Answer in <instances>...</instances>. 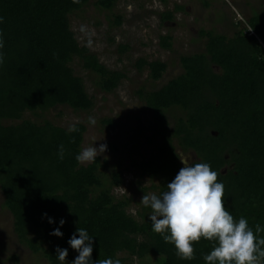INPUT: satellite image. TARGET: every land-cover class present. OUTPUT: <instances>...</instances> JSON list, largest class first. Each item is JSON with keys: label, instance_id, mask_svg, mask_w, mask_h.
I'll list each match as a JSON object with an SVG mask.
<instances>
[{"label": "trees", "instance_id": "1", "mask_svg": "<svg viewBox=\"0 0 264 264\" xmlns=\"http://www.w3.org/2000/svg\"><path fill=\"white\" fill-rule=\"evenodd\" d=\"M90 1L0 0V121L19 122L0 125V190L15 235L45 264H61L57 247L68 250L65 264H73L79 253L68 241L74 233L79 238V227L93 236V264L107 258L129 264L132 258L150 255L160 257V264H207L203 257L210 254L211 242H194L195 259L181 260L175 246L152 230L150 207L142 206L136 217L128 213L131 199L113 194L124 183L122 172H101L107 161L99 157L87 166L76 161L87 131L84 124H76L79 131L70 133L48 121L24 120L26 112L44 113L58 106L82 112L93 108L83 79L72 68L76 59L105 93L114 92L126 78L101 64L71 30L69 16ZM116 3L96 0L95 6L112 11ZM161 17L172 20L173 14ZM114 18V25L121 26L123 18ZM235 26L238 30L230 37L202 30L205 50L180 58V76L158 90L139 92L153 119L148 127L139 123L133 139L144 137L154 147L137 168L142 177L159 181L152 186L158 196L183 167L176 141L182 151L194 154V163H209L220 173L226 209L236 221L246 218L255 231L257 223L264 227V9ZM161 45L172 48L168 36L161 38ZM137 67L148 68L153 82L167 70L166 63L144 59ZM173 109L182 116L171 129L167 114ZM57 228L61 237L51 235ZM259 235L264 238V233Z\"/></svg>", "mask_w": 264, "mask_h": 264}, {"label": "rangeland", "instance_id": "2", "mask_svg": "<svg viewBox=\"0 0 264 264\" xmlns=\"http://www.w3.org/2000/svg\"><path fill=\"white\" fill-rule=\"evenodd\" d=\"M95 1L91 0L81 11L69 16L71 30L79 44L95 54L101 64L109 70L122 72L126 78L114 92L105 93L95 86V78L76 59L72 68L75 75L83 79L86 91L93 99V108L82 112L58 106L44 113L26 112L24 120L39 124L48 121L65 129L72 124H84L87 131L82 149L92 144L97 148L101 144L107 145V150L97 156L107 161V166L100 170L108 176L116 171L122 172L124 183L114 188L113 194L117 198L131 199L127 210L136 217L143 206L140 203L143 195H158L152 186L159 184L157 179L142 177L137 168V164L148 160L154 152V147L144 137L133 139L139 123L148 127L153 119L139 92L158 90L180 76L183 73L180 58L205 50L206 39L201 37L202 30H214L230 37L238 30L235 23L240 18L247 19L253 11L264 9V0H117L112 11L98 9ZM178 7L183 9L177 10ZM166 12L173 14L172 20H162L161 15ZM115 16L123 18L121 26L114 25ZM166 36L170 38V50L161 45V38ZM140 59L166 63L163 77L153 82L148 68L140 70L137 67ZM89 116L95 117L97 123L94 126L88 123ZM180 116L182 112L178 109L169 111V128H173ZM18 123L0 121V125ZM174 145L179 157H188L194 164V154L182 151L176 141ZM81 164L87 166L91 163ZM13 225V217L4 206L0 190L2 264H45L41 256L34 255L19 243ZM129 264H160V257L132 258Z\"/></svg>", "mask_w": 264, "mask_h": 264}, {"label": "clouds", "instance_id": "3", "mask_svg": "<svg viewBox=\"0 0 264 264\" xmlns=\"http://www.w3.org/2000/svg\"><path fill=\"white\" fill-rule=\"evenodd\" d=\"M81 30H84L83 26ZM3 47V33L0 32V49ZM3 63L4 54L0 52V65ZM88 123L94 126L97 121L94 116H89ZM77 131L75 124L68 127L70 133ZM106 150V144L99 148L92 144L83 148L75 159L78 163H92ZM64 154V145L61 144L58 157L62 160ZM179 158L184 166L167 184V191L160 196L144 194L140 201L144 207L151 208L152 230L165 243L175 246L176 255L181 260L195 259L193 243L204 238L212 244L210 254L203 257L207 264H264V238L259 235L264 233V227L257 223L253 231L246 218L234 219L225 207V186L218 182L220 173L213 171L209 163L193 164L188 157ZM49 222L53 221L49 219ZM64 223L62 219L60 225ZM77 232L79 238L74 233L68 241L79 253L73 264H93V236L81 227ZM51 235L61 237L63 233L57 228ZM56 252L58 260L65 264L68 250L57 247ZM95 264H121V261L107 258L99 259Z\"/></svg>", "mask_w": 264, "mask_h": 264}, {"label": "built area", "instance_id": "4", "mask_svg": "<svg viewBox=\"0 0 264 264\" xmlns=\"http://www.w3.org/2000/svg\"><path fill=\"white\" fill-rule=\"evenodd\" d=\"M239 22H242V19L240 18ZM241 26H242V23H241Z\"/></svg>", "mask_w": 264, "mask_h": 264}]
</instances>
